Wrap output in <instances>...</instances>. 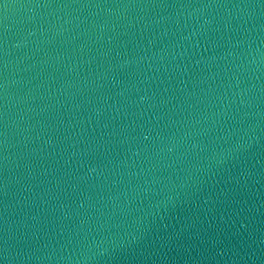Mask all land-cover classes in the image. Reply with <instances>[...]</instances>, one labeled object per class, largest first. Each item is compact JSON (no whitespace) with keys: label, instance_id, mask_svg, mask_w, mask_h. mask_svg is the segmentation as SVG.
Returning <instances> with one entry per match:
<instances>
[{"label":"water","instance_id":"1","mask_svg":"<svg viewBox=\"0 0 264 264\" xmlns=\"http://www.w3.org/2000/svg\"><path fill=\"white\" fill-rule=\"evenodd\" d=\"M0 264H264V0H0Z\"/></svg>","mask_w":264,"mask_h":264}]
</instances>
